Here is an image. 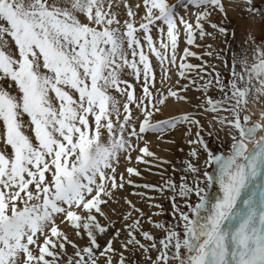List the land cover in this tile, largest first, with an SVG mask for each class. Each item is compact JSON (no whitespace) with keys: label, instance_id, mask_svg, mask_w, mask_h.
Here are the masks:
<instances>
[{"label":"snow or ice","instance_id":"6c2138e0","mask_svg":"<svg viewBox=\"0 0 264 264\" xmlns=\"http://www.w3.org/2000/svg\"><path fill=\"white\" fill-rule=\"evenodd\" d=\"M228 3L264 25L254 0ZM217 13L224 0H0V264H264V31L238 50ZM190 92L191 111L157 119ZM133 152L160 182L133 179ZM128 187L147 212L113 207Z\"/></svg>","mask_w":264,"mask_h":264},{"label":"rangeland","instance_id":"374dc122","mask_svg":"<svg viewBox=\"0 0 264 264\" xmlns=\"http://www.w3.org/2000/svg\"><path fill=\"white\" fill-rule=\"evenodd\" d=\"M130 2L133 4L142 3V0H130ZM171 2H176V0H171ZM224 3H225L226 8H227V20L226 21L222 20L220 14L217 13L213 16V22L218 23V24L223 23L226 27L235 30L236 41L233 44L234 48H237L239 50L240 48L247 47V41H246V37H245L244 33L252 31L254 35L259 37L262 34V31H264V25H262L259 17H256L255 20H253V18L250 17L246 11H242L241 7H237L235 3L229 5L228 0H224ZM236 3H239L242 5L243 0H236ZM254 3L258 7L264 8V0H254ZM119 10L123 11V6H121V8ZM140 14H141V16L143 15V9L142 8L140 10ZM209 31H212V29L209 28ZM229 39L231 40V37H229ZM183 40H184V37L182 35L181 36V44H180L181 49L184 47ZM208 42L213 43V41L210 38L208 39ZM215 45H219L220 47H224V45L222 43V39L215 41ZM193 50L198 51V52L201 51L200 49H195V48ZM192 62L193 63H199V61L195 60V59H193ZM172 79H173V83H174L175 80L177 79V77L173 76ZM182 82H184V81H182ZM208 95L213 96V97H218L219 93L217 92V90L215 88H213L209 91ZM189 96L192 98V104H182L184 106V109L186 108L187 111H191L192 105L199 102L196 99V97L200 96V93L190 92ZM256 100H259V99H253L251 102V106ZM166 117H168V116H166V111L164 110V115L163 116L158 115L157 119H163ZM199 118L201 120V123L204 125L205 129L211 130L212 125H210V123H209V121L211 120V114H203ZM215 127L219 128V125H215ZM193 131H195V129ZM183 133H184V129H181L180 131L174 133L173 135H171L168 138L174 139L178 144L184 145L185 141L182 138ZM220 135L223 136V133L221 132ZM152 139H153L152 150L154 152H156L161 157H166V158L178 161V159H179L178 154L165 150V149L171 147L170 145L161 144L160 142L156 141L154 136L152 137ZM209 142L213 147H216L217 141L215 139L210 138ZM136 155H137V153H135V152L132 153L133 162L130 166L137 167V168L141 169L143 171L144 179L140 180L139 178H136V177H133V179L136 180L138 183H145V182H147V183H158V182H160V176L157 174V169L153 168L150 172V171H148V169L145 165L137 164L135 162ZM201 159H203V157ZM122 169H123V164L121 166V170ZM209 171H212V169H209ZM168 174L169 175L172 174L171 168L168 169ZM176 178L178 179V176ZM141 190L143 191V189H141ZM131 191H132L131 187H128L127 191L119 192L117 194V196L120 199V204H114L113 207L116 209H119L120 205L123 204V197L127 196L128 199H132L137 204L138 207H142L147 212L148 211L147 204L144 201H142L139 197L129 195V193ZM209 192H210V190H209ZM148 195H157V194L149 192ZM193 200H195V197H193ZM156 202H159V201L157 200ZM124 207H127V205H124ZM169 207H170L169 204L165 201V208H169ZM153 211H155V209H153ZM156 219L170 220L171 217L170 216H163V217H157ZM145 226L148 227V225H145ZM156 234L161 235V233H159L158 230H156Z\"/></svg>","mask_w":264,"mask_h":264},{"label":"bare ground","instance_id":"6f19581e","mask_svg":"<svg viewBox=\"0 0 264 264\" xmlns=\"http://www.w3.org/2000/svg\"><path fill=\"white\" fill-rule=\"evenodd\" d=\"M181 109L186 110V108L184 109V106L182 104L169 107L165 109L166 116L178 114V110H181ZM262 110H264V97L259 98V100H256L251 106V112L255 113L254 119L260 116Z\"/></svg>","mask_w":264,"mask_h":264},{"label":"water","instance_id":"95a60500","mask_svg":"<svg viewBox=\"0 0 264 264\" xmlns=\"http://www.w3.org/2000/svg\"><path fill=\"white\" fill-rule=\"evenodd\" d=\"M218 193H219L218 185L213 184L212 188L210 189L209 195L214 196V195H217Z\"/></svg>","mask_w":264,"mask_h":264}]
</instances>
